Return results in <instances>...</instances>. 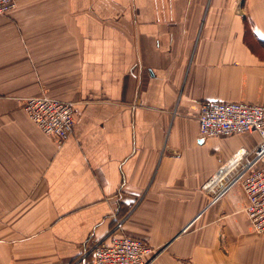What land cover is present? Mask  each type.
Masks as SVG:
<instances>
[{
	"label": "crops",
	"instance_id": "1",
	"mask_svg": "<svg viewBox=\"0 0 264 264\" xmlns=\"http://www.w3.org/2000/svg\"><path fill=\"white\" fill-rule=\"evenodd\" d=\"M17 2L0 16V264H90L119 219L150 264H264L243 188L222 193L260 135L202 137L193 109L264 105V0ZM43 94L75 108L61 143L23 109Z\"/></svg>",
	"mask_w": 264,
	"mask_h": 264
},
{
	"label": "built area",
	"instance_id": "2",
	"mask_svg": "<svg viewBox=\"0 0 264 264\" xmlns=\"http://www.w3.org/2000/svg\"><path fill=\"white\" fill-rule=\"evenodd\" d=\"M17 5V0H0V16L9 14ZM23 109L44 133L56 136L60 143L74 130L75 108L68 101L46 94L30 96L25 98ZM193 109L197 113L202 137L242 133L260 135L251 152L241 148L224 164L222 171L232 172L233 176L222 193L234 185H241L247 196L246 215L255 231L264 233V105L205 100L194 105ZM220 174L208 180L204 187L215 190ZM123 226L124 219L117 220L114 232L105 239L92 241L82 258L90 257V264H150L159 252L145 239L119 234Z\"/></svg>",
	"mask_w": 264,
	"mask_h": 264
}]
</instances>
